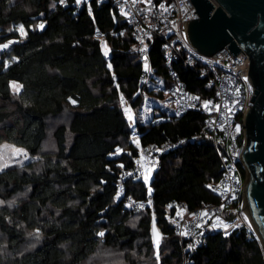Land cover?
Here are the masks:
<instances>
[{
    "label": "trees",
    "instance_id": "1",
    "mask_svg": "<svg viewBox=\"0 0 264 264\" xmlns=\"http://www.w3.org/2000/svg\"><path fill=\"white\" fill-rule=\"evenodd\" d=\"M124 25L112 0H92L91 11L78 9L74 0L66 5L61 0H0V42L17 41L0 54V143L36 157L0 171V264H95L100 251L110 250L122 254L124 264H141L139 256L154 258V221L164 235L160 263L183 264L167 204L219 202L205 187L222 175L209 138L164 158L151 184L153 209L134 213L119 199L120 174L138 154L120 96L135 110L143 104L138 94L142 64L127 51L134 40L129 31L124 37L116 34ZM97 29L112 48L111 67ZM151 59L167 80L160 41ZM175 68L187 88L203 97L211 93L195 70L180 63ZM12 82L22 85L19 91ZM61 116L66 120L51 126L49 121ZM203 121L200 111L191 110L158 123L138 121L137 128L142 145L148 146L193 136ZM50 129L56 147L46 150ZM125 193L144 200L148 187L127 181ZM193 259V264H264V248L245 225L229 236L210 233Z\"/></svg>",
    "mask_w": 264,
    "mask_h": 264
},
{
    "label": "built area",
    "instance_id": "2",
    "mask_svg": "<svg viewBox=\"0 0 264 264\" xmlns=\"http://www.w3.org/2000/svg\"><path fill=\"white\" fill-rule=\"evenodd\" d=\"M211 1L217 6L216 0ZM91 3L92 0H81L78 4L74 0L78 9L86 7L89 11ZM112 3L125 22L116 34L124 37L128 31L131 33L134 44L127 51L135 54L142 64L138 94H143L153 81L158 80L159 69L152 62L151 52L157 41H160L167 80L159 91L173 104L174 115L182 116L191 110H198L204 116L200 130L193 136L169 138L161 144L144 146L137 128L135 109L121 94L120 103L124 115L131 127H135L132 143L138 149V154L130 166L123 167L120 174L119 199L124 198L125 205L134 213H139L146 207L153 209V193L149 189L156 173L162 169L167 155L188 143L209 138L221 159V177L217 181L205 183V187L219 197V202H204L197 207H190L187 202L178 200L167 204V209L172 212L170 218L174 234L180 241L183 264H193V256L206 246L210 233L229 236L245 226L239 217L246 209L244 130L246 114L256 94L249 76V56L243 50L234 55L228 46L213 55L197 50L189 39L187 27L188 20L199 17L192 0H112ZM62 4L66 5L67 0ZM95 36L101 41L103 55L111 65L112 48L106 35L97 29ZM177 63L195 70L204 80V87L211 93L203 97L187 88L175 68ZM206 101L209 102L207 108ZM129 115L133 117L131 120ZM171 116L157 111L153 121L158 123ZM127 181H143L148 187L147 198L137 201L131 195H126ZM225 223L229 225L227 229L223 227ZM217 224L221 226L214 227ZM185 232L188 235H184ZM189 244L194 245V248H189Z\"/></svg>",
    "mask_w": 264,
    "mask_h": 264
},
{
    "label": "water",
    "instance_id": "3",
    "mask_svg": "<svg viewBox=\"0 0 264 264\" xmlns=\"http://www.w3.org/2000/svg\"><path fill=\"white\" fill-rule=\"evenodd\" d=\"M199 17L188 20V36L195 48L213 55L228 46L234 55L249 56V76L255 87L245 118L247 169L246 211L264 248V0H192Z\"/></svg>",
    "mask_w": 264,
    "mask_h": 264
},
{
    "label": "rangeland",
    "instance_id": "4",
    "mask_svg": "<svg viewBox=\"0 0 264 264\" xmlns=\"http://www.w3.org/2000/svg\"><path fill=\"white\" fill-rule=\"evenodd\" d=\"M22 36H25V35H22ZM10 41H12V43L9 44ZM14 42H17V41L9 40L7 42H0V45L9 44L8 48H0V54H2L5 50L9 49ZM16 84L19 85L18 83ZM161 93L162 91H155V90L151 91L149 90V88L146 89L145 92H143L142 94L143 104L138 110H135L137 121H139V119H142V121L151 120L157 111L162 112L160 109H157L154 104V102L159 100V98H162ZM65 118H66L65 116H61L56 119H51L49 122L51 126H53V125H56L66 120ZM134 130L135 129H133V131ZM53 132L54 131H52V129L49 130L48 140L45 143L46 150H53L56 147V144L54 143V139H53ZM132 134H131V142H132ZM12 146H15L17 148H22L20 146L11 144L9 142L0 143V171L8 167H11V166H21V165H24L36 159V157L32 156L28 151H26L27 158H25L24 154L15 155L13 152ZM5 164H7V167L4 166ZM239 217H240V221L243 222V224L247 225L250 229L253 230V227L247 216L246 210L244 211V213L240 214ZM154 225H155V230H154ZM157 231L161 234L158 248H157V244L155 240V234ZM163 238H164V235L162 231L160 230V228L157 226L156 222L154 221L153 228H152V240L154 243V258L153 259L151 258L152 259L151 261L150 258L139 256L137 258L142 261L141 264H161L160 263V259H161L160 247L163 242ZM157 253H158L159 258H157ZM93 261L95 264H106V263L107 264H124L125 260L123 259L122 254L110 250V251L105 252L104 254H102V252L100 251L98 255L94 257Z\"/></svg>",
    "mask_w": 264,
    "mask_h": 264
},
{
    "label": "snow or ice",
    "instance_id": "5",
    "mask_svg": "<svg viewBox=\"0 0 264 264\" xmlns=\"http://www.w3.org/2000/svg\"><path fill=\"white\" fill-rule=\"evenodd\" d=\"M76 2L79 4V3H81V0H76ZM61 3H65V0H61ZM43 27H44V25L41 24V25H40V28L43 29ZM18 30L20 31V33H21L22 35H25V36L27 35V32H26V30L24 29V26H23V25H20ZM10 43H12V41H10L9 44H10ZM9 44H3V45H0V48H8V47H9ZM105 54H107V53H105ZM109 67H111V65H109ZM12 85H13V88H14L15 91H19L20 88L22 87V85H17L16 82H12ZM69 99L71 100V98H69ZM122 99H123V97H122ZM193 99H198V98H197V97H193ZM72 103L75 104L76 101L72 100ZM208 103H209L208 101L205 102V107H206V108H207V106H208ZM128 118H129V120H131L133 117H132L131 115H129ZM12 148H13V152H14L15 155L24 154V155H25V158H27L26 150H25V149H23V148H17V147H15V146H12ZM120 151H122V150L119 149V148H117V152H120ZM4 166L7 167V164H5ZM121 166H122V165H121ZM146 179H147V178H146ZM149 191H151V189H149ZM0 203H2V202H0ZM141 207H143V205H141ZM220 226H221V225H219V224L214 225V227H220ZM223 227H224L225 229H227V228L229 227V225L225 223V224H223ZM154 230H155V225H154ZM37 232H39V229H37ZM98 235L103 236L104 233H103V232H100V233H98ZM160 235H161V234H160L158 231H157L156 234H155V240H156L157 248H158V246H159ZM184 235H188V233L185 232ZM197 243H199V242L197 241ZM189 248H194V245L189 244ZM157 258H159V257H158V253H157Z\"/></svg>",
    "mask_w": 264,
    "mask_h": 264
},
{
    "label": "crops",
    "instance_id": "6",
    "mask_svg": "<svg viewBox=\"0 0 264 264\" xmlns=\"http://www.w3.org/2000/svg\"><path fill=\"white\" fill-rule=\"evenodd\" d=\"M157 79H158L157 81H153L150 84L149 90H151V91L152 90L159 91L163 87V84L165 83L166 78L160 74L157 77ZM161 94H162V98H159V100L154 102L156 108L160 109L164 115H174L175 108H174L173 104L171 103L169 98L166 95H164V93H161ZM153 117H152L151 120H143L142 121V119H139V121L142 124H148L150 122L154 123Z\"/></svg>",
    "mask_w": 264,
    "mask_h": 264
},
{
    "label": "bare ground",
    "instance_id": "7",
    "mask_svg": "<svg viewBox=\"0 0 264 264\" xmlns=\"http://www.w3.org/2000/svg\"><path fill=\"white\" fill-rule=\"evenodd\" d=\"M150 181H151V179L149 178V182L148 183H150ZM151 192L153 193V189L151 188ZM246 213H247V216H248V218H249V213L246 211Z\"/></svg>",
    "mask_w": 264,
    "mask_h": 264
}]
</instances>
